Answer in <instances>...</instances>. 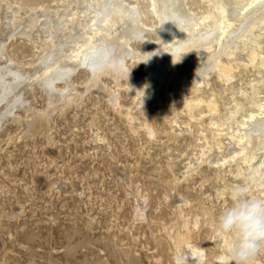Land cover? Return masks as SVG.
I'll return each instance as SVG.
<instances>
[{
	"label": "rangeland",
	"instance_id": "obj_1",
	"mask_svg": "<svg viewBox=\"0 0 264 264\" xmlns=\"http://www.w3.org/2000/svg\"><path fill=\"white\" fill-rule=\"evenodd\" d=\"M10 1L33 8L39 7V10L43 9L42 11L46 8L63 10L69 4V0ZM130 3L144 13L143 20L148 25V30L142 34L141 38L131 41L130 49L133 48L131 50L135 51V55L138 52L139 55L140 52L145 54L151 50L152 41L157 39V33L153 29L157 19L151 12L150 0H132ZM186 3L188 8L199 16L210 9L208 0H186ZM0 13L1 17V7ZM24 36L17 35L16 39L12 37V40H8V44L7 42L2 44L8 50L3 62L8 63L12 60L10 67L13 61H17L14 64L25 67L43 60L41 59L44 55L42 48L35 44V41H29L27 36L25 38ZM239 40H237V47H242L243 43L238 42ZM218 50L221 51L220 48ZM221 52L217 51L213 54L218 55ZM198 54L195 50L182 53L170 69V81L159 88L158 100L154 103V108L160 115L153 121L159 135L154 141L149 140L143 129L136 134L125 115L121 114L116 107L110 106L106 93L99 88L88 92L83 102L71 105L63 114L57 111L52 115L49 120V129L53 142L49 141L44 134L11 141V137L21 136L22 121L30 120L25 107H23L25 112L22 107H19L20 110L15 109V114L21 115H18L21 121L8 120L10 122L6 121L0 129V264H178L175 260L176 248L168 229L177 219L182 221L174 207V204L178 203L175 201L187 198L191 202L187 211L201 216L203 207H207L216 216L220 210L232 203L230 187L225 190L224 198L219 197V191H222L225 184H238L245 187L246 195L252 196L254 193L255 197L258 196V193L254 191L255 183L252 182L251 186L246 184L251 175L245 163H242L243 170L240 176H238L235 161L227 163L231 165H225L222 170L206 163L207 165L205 164L201 169L202 173L195 174L196 176L194 175L188 182L177 183L179 186L175 184L177 180L174 174L168 169L169 162L177 161L175 164L180 168L176 167V171L177 176H180V172L184 171L183 164L187 162L185 155L189 147L196 144L197 128L193 129V132H185L179 138L172 140L166 138V133L172 132L169 119L177 117V104L182 97V92L175 81L182 80L195 71L198 67L197 62L202 61L201 54H199L200 57ZM131 58L133 57L130 56L129 59L127 57L125 63L130 72L127 78L123 77L119 81L110 75H104L103 80L101 79L103 85H108L109 89L120 95L119 102L123 111L130 107L135 108L134 96L128 90L132 87V80L135 77L136 79L148 77L143 61L136 57ZM212 58L211 61H213ZM221 58L224 59L223 61L227 58L229 60L225 54ZM227 60L225 62H228ZM261 63L262 61L258 60L257 65L248 68L240 65L241 73L232 80L230 90H226L221 80L211 82L213 93L217 94L220 109L224 111V115H229L230 111L236 108L235 103L247 92L248 86H253L264 79V70L258 66ZM199 68H202V65ZM87 70L85 67L78 70L71 78V83L83 88L90 78V71L87 72ZM130 74H132L131 77ZM196 74L199 77L200 71L198 70ZM197 75L194 76L197 77ZM196 77L193 80L198 78ZM58 87L65 89V82L59 81ZM40 88L39 85L33 88L35 101L33 100L32 105L36 110L46 108L48 103L46 91ZM149 109L152 111V106ZM210 116L205 118L204 124H209L210 118L216 119L215 121L220 119V115ZM179 117L176 120L184 123L189 120L186 114ZM207 132L209 141L214 142L215 132L211 129ZM98 135L105 136L107 141L97 144ZM99 144L102 150L97 148ZM89 146H92L94 151ZM99 149L100 152L103 150L105 152L100 154ZM7 158H9L8 161ZM4 159L7 162H4ZM110 159L115 162L113 163ZM181 159L183 162H180ZM117 164H120V167L119 165L117 167ZM203 175L219 182L213 192L206 191L205 186L209 183L204 181ZM122 181L127 184L124 186ZM260 181L261 179L256 176L255 182ZM70 185L71 188H69ZM127 185L129 186L126 187ZM148 194H150L149 199ZM141 195L145 196L147 203L144 217L137 215L138 207L144 204L141 201H145L144 196L140 199ZM200 226V232L198 230L195 232L193 242L207 251V262L204 263L222 264L216 260V256L221 252L214 249L211 244L217 240L215 231L210 225L205 224L204 219L201 220ZM254 261L264 264V252L259 253Z\"/></svg>",
	"mask_w": 264,
	"mask_h": 264
},
{
	"label": "bare ground",
	"instance_id": "obj_2",
	"mask_svg": "<svg viewBox=\"0 0 264 264\" xmlns=\"http://www.w3.org/2000/svg\"><path fill=\"white\" fill-rule=\"evenodd\" d=\"M208 1L210 9L199 16L188 8L186 0H150L151 12L157 19L153 28L157 33V39L152 41L149 52L145 54L140 52V55L139 52L136 55L134 54L135 51L131 50L133 48L130 49V44L133 39L141 38L142 34L148 30V25L143 20L144 13L136 6H132L128 0H69L68 6L63 10H60L61 8L45 7V11H42L43 9L39 10V7H29L16 1H0L2 9L0 17V129L8 120L20 122L21 118L18 116L20 114H15V109L18 110L19 107H22L23 110V107H25L29 118L26 117L30 120L22 121L21 136L11 137L10 140L44 134L49 141H52L49 129V120L52 115L57 111L63 114L68 107L81 102L88 92L99 88V90L101 89L106 93L111 103L110 106L116 107L121 114L125 115L136 134H139L143 129L149 140L154 141L158 139L159 135L153 125L154 119H157L160 115L154 108V103H157L158 100L159 88L162 87V84L170 81V69L182 53L195 50V52L198 51L201 54L202 61L197 62L198 67L196 66L197 68L195 67V71L191 72L190 75L182 80L177 79L175 81L182 92V97L177 104V117L169 119L172 132L166 133V138L169 140L176 139L182 136L183 133L193 132L192 130L197 128L196 144L189 147V151L185 155L187 162L183 164L184 171H179L180 176H177L176 167L179 166L175 164L176 160V162H169L168 169L171 170L170 172L174 174L177 180L175 184H181L182 181L188 182L193 179V176L200 173L206 163L222 170V167L227 163L235 161L238 167V176L242 175V163H245L249 167V174L251 175L246 182L247 186H251L252 182L255 183L254 191L258 193L257 197L264 199V79L253 86H248L247 92L242 93L241 97L238 96V101L235 103L236 108L232 109L229 115L223 114L224 111L222 112L220 109L218 96L213 93L211 87L212 81L221 80L224 82L226 90L232 89V80L241 73V71L239 72L240 65L248 68L257 65L258 60H261L262 63L258 66L264 70V0ZM17 35H25L29 41H35V44L43 50L44 55L43 58L41 57L43 60L36 62L35 65L31 66L29 64L30 66L25 67L14 64L17 61H13L12 67H10L12 60L8 63L3 62L8 50L2 44L4 42L6 44L8 40L12 37L15 38ZM238 39H240L238 42L243 43L242 47H237ZM216 50L221 53H218V55L213 54L217 52ZM223 54L229 57V60L226 59L228 62L222 60L221 56ZM130 56L133 57L131 59L136 57V59L143 61L148 77L145 79L133 78L132 87L128 90L134 96L135 108L130 107L123 111L119 102L120 95L109 89L107 84V86L103 85L101 79L104 75H110L116 80L123 77L127 78L130 72H128L125 63L127 57L129 59ZM210 57L213 61L210 60ZM200 65H202V68H199ZM82 67L88 69L87 72L90 71V78L87 79V84L80 88L71 83V78ZM198 70L200 71L199 77L196 74ZM131 75L129 76L131 77ZM194 75H197L198 78ZM194 77L197 79L193 80ZM59 81L65 82V89L64 87H58ZM36 85L41 86L40 89H44L47 93L46 97H48L47 107L42 110H36L32 105L33 100L35 101L33 88H37ZM150 106H152V111H149ZM182 114L189 116L188 122L184 123L176 120ZM210 115L214 117L220 115L219 121L210 118L209 124H204L205 118ZM97 125H95L96 128ZM210 129L215 132V140L212 143L209 141L207 134ZM105 141H107L105 136L98 135L97 144ZM97 146V148L102 147L100 144ZM89 147L92 148V146ZM92 150L94 151V148ZM104 150L102 152H105ZM98 151V153H102L100 149ZM86 152H88L87 149ZM182 159L180 162H183ZM118 165L120 167V164H117V167ZM123 175L126 176V174ZM136 176L139 177V175ZM256 176L261 179L259 183L255 182ZM203 179L209 183H207V186L203 185L206 191L213 192L219 183L206 175H203ZM122 182L124 186L127 184L125 181ZM134 183L136 184V181ZM230 186L240 185L225 184L222 191H219L220 194L218 193L219 197H223L225 190ZM60 187L62 188V186ZM64 187L66 188V185ZM69 188H71V185ZM173 190H175L174 187ZM143 196L141 195L140 199ZM212 196H214L213 193ZM252 196H254V193ZM132 197H135V195ZM144 200L141 203L144 202L145 205L143 203V206L138 207L137 205V215L140 217L146 215V198ZM176 202L178 203L174 204V207L182 221L180 222L177 219L168 228L170 238L176 248V262L178 264H203L207 262V251L193 242L194 234L197 230L200 232L201 220L204 219L205 224L210 225L216 233L217 240L211 244L214 249L221 252L216 256L217 262L231 264L230 239L226 236L217 235L214 212L207 207H203L200 216L198 213L193 214L191 211H187L188 206L191 205L190 200L187 198L178 199ZM253 264L263 263L254 261Z\"/></svg>",
	"mask_w": 264,
	"mask_h": 264
},
{
	"label": "clouds",
	"instance_id": "obj_3",
	"mask_svg": "<svg viewBox=\"0 0 264 264\" xmlns=\"http://www.w3.org/2000/svg\"><path fill=\"white\" fill-rule=\"evenodd\" d=\"M229 194L232 203L214 218L217 235L230 239L231 264H253L264 252V199L243 186H230Z\"/></svg>",
	"mask_w": 264,
	"mask_h": 264
}]
</instances>
